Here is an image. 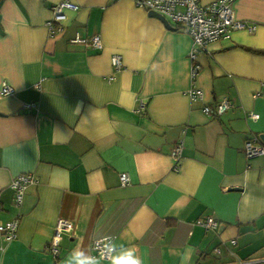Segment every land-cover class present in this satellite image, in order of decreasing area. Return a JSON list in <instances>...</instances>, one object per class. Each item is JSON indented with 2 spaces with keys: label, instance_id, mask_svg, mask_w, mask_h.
Instances as JSON below:
<instances>
[{
  "label": "crops",
  "instance_id": "crops-1",
  "mask_svg": "<svg viewBox=\"0 0 264 264\" xmlns=\"http://www.w3.org/2000/svg\"><path fill=\"white\" fill-rule=\"evenodd\" d=\"M62 1L0 0V92L13 90L0 95V225L19 219L15 240L0 233V264H88L103 238L118 247L98 264H119V246L143 264H264V155L244 152L264 143V0H234L235 18L256 29L210 44L195 78L192 37L137 0H69L80 8L53 34ZM224 99L233 106L217 115ZM23 174L37 183L17 205ZM208 216L218 229L196 224ZM61 218L74 228L56 258Z\"/></svg>",
  "mask_w": 264,
  "mask_h": 264
},
{
  "label": "built area",
  "instance_id": "built-area-1",
  "mask_svg": "<svg viewBox=\"0 0 264 264\" xmlns=\"http://www.w3.org/2000/svg\"><path fill=\"white\" fill-rule=\"evenodd\" d=\"M137 4L150 11L164 16L168 21H171L178 29L187 32L193 39V48L190 53V60L192 61L191 75L195 78L201 65L198 63L199 55L206 52L209 45L215 43L223 38H228L233 31L248 30L254 32L256 26L248 25L243 21L235 18L233 4L234 0H216L209 4H204L200 0H137ZM79 6L69 0H64L54 8L53 21L47 23L51 32H56L54 23H62L66 20V10L78 11ZM57 31H62L59 27ZM72 42L84 44L85 46L102 49L103 43L100 35L96 34L92 37H82L79 34L72 39ZM112 65L115 71H120L124 67L123 57L116 55L112 59ZM114 78L111 77V80ZM13 90L7 84H4L0 95L6 96L12 94ZM191 100L196 102L203 98V92L199 89H192L190 91ZM232 102L224 99L216 109L217 115H222L232 107ZM205 113L213 115L214 110L210 107L205 108ZM252 118H258V115L250 114ZM244 152L246 156L251 159L256 156L264 155V143L256 140H249L245 143ZM182 149L176 147L172 156L178 163L181 159ZM123 186L130 184V179L126 173L120 177ZM37 179L32 174H23L16 177L11 184V188L15 193V202L21 205L24 200L25 191L28 186L36 184ZM196 224L204 227L207 230L218 229L220 222L213 217H205L196 221ZM19 219L7 222L0 225V233L3 234L7 240H15L18 235ZM74 225L71 221L66 219H59L55 227V234L48 250L54 256L58 257L60 253V242L64 232L71 231ZM113 240L111 238H103L93 241L92 250L94 258L102 260H110L114 249L112 248ZM236 243V241H233ZM219 253V249H215Z\"/></svg>",
  "mask_w": 264,
  "mask_h": 264
},
{
  "label": "clouds",
  "instance_id": "clouds-1",
  "mask_svg": "<svg viewBox=\"0 0 264 264\" xmlns=\"http://www.w3.org/2000/svg\"><path fill=\"white\" fill-rule=\"evenodd\" d=\"M112 248L115 250L118 246L112 243ZM120 255L115 258V262L118 261L119 264H143V260L140 256L136 254L133 248H124L119 246ZM78 255L83 256V253H78ZM88 264H98L95 258L89 260Z\"/></svg>",
  "mask_w": 264,
  "mask_h": 264
},
{
  "label": "water",
  "instance_id": "water-1",
  "mask_svg": "<svg viewBox=\"0 0 264 264\" xmlns=\"http://www.w3.org/2000/svg\"><path fill=\"white\" fill-rule=\"evenodd\" d=\"M151 15L159 18L166 25L168 29H171V30L175 29L164 16L154 13V12H151Z\"/></svg>",
  "mask_w": 264,
  "mask_h": 264
}]
</instances>
